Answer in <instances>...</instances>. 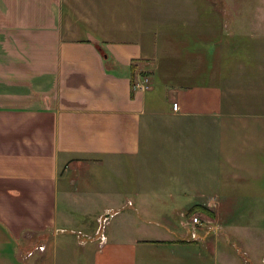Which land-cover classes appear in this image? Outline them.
<instances>
[{"label": "crops", "instance_id": "crops-1", "mask_svg": "<svg viewBox=\"0 0 264 264\" xmlns=\"http://www.w3.org/2000/svg\"><path fill=\"white\" fill-rule=\"evenodd\" d=\"M0 237V264H264V0H0Z\"/></svg>", "mask_w": 264, "mask_h": 264}, {"label": "rangeland", "instance_id": "rangeland-1", "mask_svg": "<svg viewBox=\"0 0 264 264\" xmlns=\"http://www.w3.org/2000/svg\"><path fill=\"white\" fill-rule=\"evenodd\" d=\"M146 76H147V75H146ZM148 78H149V77H148ZM152 158H153V159H152L153 164H156V167H157V163H156L155 156L152 157ZM129 164H130V165H127L128 181H140V175L142 174L143 176H145V174H144V170H142V169L140 168L139 165L136 167V166L132 165L130 162H129ZM135 167L138 168V169H135ZM147 167H148V169L145 170V173H146L147 178H149V179H151V178H155V177H156V173H157V169L151 164V161H150L149 166H147ZM123 173H124V172L121 173L120 171L117 172V175H118V176L116 175V176H117V177H116V181H121V179H119V176H120V174H121L120 177H122ZM129 178H131V179L129 180ZM122 181H124L123 178H122ZM196 210H197V209H196ZM195 213H199L200 215H202V217L204 216L203 213L200 212V211H196ZM202 238H203V237H202ZM7 240H8V239H4V240H3V239L0 237V244H5V243L7 244V243H10V241L7 242ZM12 242H13V241H12ZM2 252H3V254H4L5 256H12V255L10 254V253L12 252V246H11V244H10L9 246L6 245V248L3 249ZM241 254H242V251H237V250H236V255H237V256H239V255H241ZM207 255H209L210 258H213L214 253H213V255H212V252L210 251V252H208Z\"/></svg>", "mask_w": 264, "mask_h": 264}, {"label": "built area", "instance_id": "built-area-1", "mask_svg": "<svg viewBox=\"0 0 264 264\" xmlns=\"http://www.w3.org/2000/svg\"><path fill=\"white\" fill-rule=\"evenodd\" d=\"M143 87L146 88L149 86V78L148 76H146L143 80ZM173 107L174 109H178L179 108V104L178 102H174L173 103ZM108 217L105 215H101L99 217V229L98 232L101 235V238H105V234L103 233V230L105 228V224L107 222ZM205 217L202 215H200L199 213H191L188 219V225L190 226V237L194 238V239H199L201 236L199 234V227H203L205 224Z\"/></svg>", "mask_w": 264, "mask_h": 264}, {"label": "trees", "instance_id": "trees-1", "mask_svg": "<svg viewBox=\"0 0 264 264\" xmlns=\"http://www.w3.org/2000/svg\"><path fill=\"white\" fill-rule=\"evenodd\" d=\"M96 40H97V41H96V44H97V45L99 46V48L102 50L103 47L105 46L104 41H103V40H99V39H96ZM102 51H103V50H102ZM103 53L105 54V53H107V52H104V51H103ZM106 58L108 59V65L110 66V64H111L112 66H114V67H112L113 70H114V68H117V67L119 66V64H116V62H114V60L111 59L112 57H110V55H109V56L107 55ZM136 69H137V63L132 62V63L130 64V75H131L132 85H133V86H135V84H136V82H135ZM114 71H116V70H114ZM116 72H117V71H116ZM143 73H144V72H143ZM196 209H200V210H204V211H208V212L211 211V209H210L209 207L202 205V206H200V207H196V208H192V209H190V213L194 212Z\"/></svg>", "mask_w": 264, "mask_h": 264}]
</instances>
